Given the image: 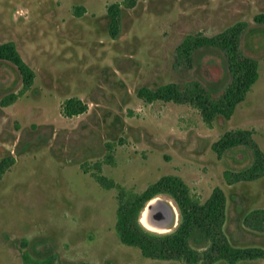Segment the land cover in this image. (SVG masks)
Wrapping results in <instances>:
<instances>
[{"label":"rangeland","instance_id":"obj_1","mask_svg":"<svg viewBox=\"0 0 264 264\" xmlns=\"http://www.w3.org/2000/svg\"><path fill=\"white\" fill-rule=\"evenodd\" d=\"M123 1L0 0V44L12 42L35 73L22 98L0 107V161L11 163L0 180V264H182L143 258L115 230L118 200L167 175L181 178L201 203L219 187L227 237L264 247V235L242 226L245 214L264 209V177L229 185L223 176L249 167L250 150H212L224 132L241 129L264 153V22L255 21L264 0H139L134 8ZM114 3L121 15L112 40L106 8ZM77 7L87 13L77 17ZM236 24H245L238 47L257 62L258 80L229 120L207 125L191 106L137 97L143 87L197 83L217 100L229 84L223 59L204 53L207 64L198 65L202 48L183 43ZM20 88L16 69L0 62V100ZM71 97L88 111L68 119L61 104Z\"/></svg>","mask_w":264,"mask_h":264},{"label":"trees","instance_id":"obj_2","mask_svg":"<svg viewBox=\"0 0 264 264\" xmlns=\"http://www.w3.org/2000/svg\"><path fill=\"white\" fill-rule=\"evenodd\" d=\"M138 1L123 2L127 8H134ZM106 11L108 34L114 40L119 36L121 4H111ZM75 13L77 17L82 16L83 8L77 7ZM255 21L259 24L263 23L264 16L255 17ZM243 27L245 24H236L216 36L190 37L183 43V46L188 43L194 48H202V52L197 54L198 65L207 64L206 59L202 58L204 53L205 56L218 53L223 59L229 74V84L217 100L211 99L197 83L188 89H183L174 83L162 85L155 90L143 87L136 92L137 97L148 104L162 102L191 106L199 112L207 125H211L217 117L229 120L235 108L245 100L258 80L257 62L239 51V37L245 32ZM0 62L11 64L21 79L20 90L17 93H9L0 100V107L7 108L32 88L35 73L23 61L12 42L0 44ZM87 111V104L76 97L68 98L61 104V115L64 118L77 117ZM239 147L250 150L252 162L240 172L225 171L223 176L229 185L252 182L264 177V153L254 142L251 131L241 129L226 131L212 145V150L221 156L232 153ZM10 165V159L5 158L0 161V180ZM95 179L101 186L111 184L100 176H96ZM123 194L121 193L119 199ZM159 196L169 197L178 212L177 226L170 233H154L142 224L141 219L140 222L146 229L138 222V215L146 204ZM226 205V196L219 187L214 188L209 198L201 203L191 194L190 188L181 178L167 175L142 193L118 200L115 230L122 245L137 248L141 256L146 259L182 264H246L260 261L264 264V247L235 245L227 237L224 231L227 218ZM242 226L255 234L264 235V209L245 214L242 218ZM28 260L33 262L27 257L24 261Z\"/></svg>","mask_w":264,"mask_h":264},{"label":"water","instance_id":"obj_3","mask_svg":"<svg viewBox=\"0 0 264 264\" xmlns=\"http://www.w3.org/2000/svg\"><path fill=\"white\" fill-rule=\"evenodd\" d=\"M153 200H155V203L151 204V202ZM153 200H150L146 204V206L144 208V211L148 212V219L150 220V222L154 223L156 226H161L165 221H167V219L169 217V211H168V208H167V204L168 203L163 201V200H160L158 198H155ZM155 206H160V208L158 210L154 211L153 209H154ZM177 221H178V213L176 211L175 226H177Z\"/></svg>","mask_w":264,"mask_h":264},{"label":"bare ground","instance_id":"obj_4","mask_svg":"<svg viewBox=\"0 0 264 264\" xmlns=\"http://www.w3.org/2000/svg\"><path fill=\"white\" fill-rule=\"evenodd\" d=\"M155 200H153L151 202V204H154ZM160 208V206H155L154 207V211L158 210ZM167 208L169 211V217L167 219V221H165L161 226H156L154 223L150 222V220L148 219V212L144 211L142 214V218H141V222L142 224L147 227L148 229L154 231V232H158V233H166L168 232V229L172 226L175 225L176 222V209L174 208L173 205L171 204H167Z\"/></svg>","mask_w":264,"mask_h":264},{"label":"crops","instance_id":"obj_5","mask_svg":"<svg viewBox=\"0 0 264 264\" xmlns=\"http://www.w3.org/2000/svg\"><path fill=\"white\" fill-rule=\"evenodd\" d=\"M83 8V7H82ZM83 11H84V15L87 13V11H86V9L85 8H83Z\"/></svg>","mask_w":264,"mask_h":264}]
</instances>
